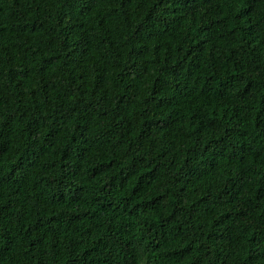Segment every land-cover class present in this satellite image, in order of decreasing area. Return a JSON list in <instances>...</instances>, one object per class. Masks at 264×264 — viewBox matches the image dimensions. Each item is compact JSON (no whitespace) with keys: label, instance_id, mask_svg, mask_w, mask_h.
Returning <instances> with one entry per match:
<instances>
[{"label":"trees","instance_id":"trees-1","mask_svg":"<svg viewBox=\"0 0 264 264\" xmlns=\"http://www.w3.org/2000/svg\"><path fill=\"white\" fill-rule=\"evenodd\" d=\"M0 264H264V0H0Z\"/></svg>","mask_w":264,"mask_h":264}]
</instances>
